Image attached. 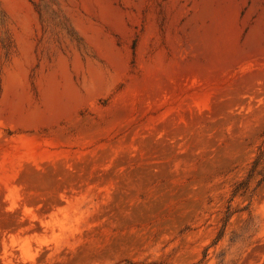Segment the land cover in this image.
Wrapping results in <instances>:
<instances>
[{
  "label": "rangeland",
  "instance_id": "374dc122",
  "mask_svg": "<svg viewBox=\"0 0 264 264\" xmlns=\"http://www.w3.org/2000/svg\"><path fill=\"white\" fill-rule=\"evenodd\" d=\"M0 264H264V0H0Z\"/></svg>",
  "mask_w": 264,
  "mask_h": 264
},
{
  "label": "trees",
  "instance_id": "16d2710c",
  "mask_svg": "<svg viewBox=\"0 0 264 264\" xmlns=\"http://www.w3.org/2000/svg\"><path fill=\"white\" fill-rule=\"evenodd\" d=\"M263 153H261V155L254 161L253 163V168L251 169L250 173L248 174V180H250L252 178V175L256 172V168L258 167L259 163H260V159ZM248 183V181H247Z\"/></svg>",
  "mask_w": 264,
  "mask_h": 264
}]
</instances>
